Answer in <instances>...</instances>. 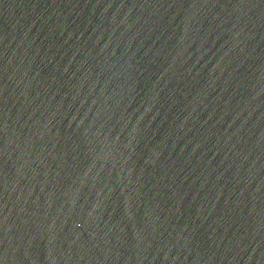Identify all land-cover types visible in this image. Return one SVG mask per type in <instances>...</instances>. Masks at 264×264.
I'll list each match as a JSON object with an SVG mask.
<instances>
[{"label":"water","instance_id":"1","mask_svg":"<svg viewBox=\"0 0 264 264\" xmlns=\"http://www.w3.org/2000/svg\"><path fill=\"white\" fill-rule=\"evenodd\" d=\"M0 264H264V0H0Z\"/></svg>","mask_w":264,"mask_h":264}]
</instances>
